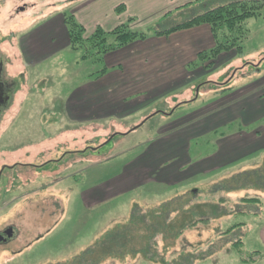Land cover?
I'll use <instances>...</instances> for the list:
<instances>
[{"label":"rangeland","instance_id":"obj_1","mask_svg":"<svg viewBox=\"0 0 264 264\" xmlns=\"http://www.w3.org/2000/svg\"><path fill=\"white\" fill-rule=\"evenodd\" d=\"M233 1L249 0L207 4L216 7ZM81 2L0 0V62L9 97L0 110V235L7 229L14 231L11 242H0V264H79L83 252L101 247L84 258L83 264H243L242 256L248 258L254 252L259 256L247 263L264 264V180L250 190L212 193L222 181L264 167V148L257 150L264 146V118L246 115L253 102L264 97V6L259 16L245 22L241 52L223 55L214 68L201 73L203 68L191 66L199 74L194 89L158 99L127 117L80 124L66 117L64 106L101 66L82 61L81 53L63 48V40L56 41L61 48L43 63L27 65L20 40L45 31ZM206 8V4L190 6L160 25L162 18L154 24L136 18L131 28L153 35L158 27L181 24ZM118 15L119 20L123 14ZM112 16L98 10L95 18L103 25ZM47 35H41L45 45L50 43ZM227 87L232 89L224 91ZM183 125L203 128L195 132L191 155L214 154L205 163L186 172L177 183L151 182L104 203H86V191L101 188L122 174L129 161L147 152L143 147L159 132ZM240 130L244 131L239 147L244 152L238 153L242 159L236 163L220 160L217 145L220 142L223 147L231 138L220 140L221 136ZM177 162L182 164L181 159ZM195 190L198 193L193 195ZM244 197L260 201L246 206L240 202ZM189 199L190 207L224 199L219 213H232L184 229L188 217L180 205ZM143 215L149 225H157L155 230L176 222L175 232L178 228L183 232L175 239L165 238L163 228L147 234ZM243 222L246 226L232 234H221ZM109 235L110 248L126 241L128 250L111 255L104 247ZM149 236L153 239L147 248ZM133 248L142 250L130 254Z\"/></svg>","mask_w":264,"mask_h":264},{"label":"crops","instance_id":"obj_2","mask_svg":"<svg viewBox=\"0 0 264 264\" xmlns=\"http://www.w3.org/2000/svg\"><path fill=\"white\" fill-rule=\"evenodd\" d=\"M211 1L83 0L81 4L72 8L70 13L86 28L87 34L91 35L97 27L108 32L129 18H137L144 23L154 24L166 15L171 14L173 17L176 14L184 13L190 9V6L206 4L209 7L207 3ZM120 5H123L126 10L118 20L116 17L118 14L115 11ZM91 8L93 9L91 10ZM88 10L91 11L85 12ZM98 10L111 12L113 16L100 25V20L95 18V15H98ZM125 17L126 19H124ZM45 31L50 42L48 45H45L41 36L46 33ZM45 31L34 32L31 37L20 40L21 57L24 58L27 65H39L48 56L57 53L61 48V45H57L56 41L58 40H63V48H69V35L64 15L56 18ZM214 44L211 28L203 25L169 36L150 35L144 41H137L126 48L110 53L105 58V65L109 68V72L100 79L88 78L81 87L77 88L71 98L67 100L64 113L73 122L91 124L113 117H127L143 110L148 104L158 99L173 97L180 91L192 90L196 87L194 82L199 74L198 71L192 70L191 65L196 61L200 52L211 49ZM201 72L204 70L202 69ZM258 106L260 109L255 111L253 108ZM246 115L247 117L251 116L254 120L263 119L264 97L260 102L256 99ZM226 125H222V127H226ZM198 129L203 130L202 127L193 126L189 129L183 125L159 132L154 140L143 147L147 152L136 160L129 161L122 174L116 175L101 188L91 192L86 191L84 193L86 203L88 205L104 203L151 182L177 183L178 178L186 172L193 171L197 165L205 163L214 155L207 154L198 157L191 155V145L196 138L195 132ZM236 133L232 136L228 134L221 136L220 140L227 141V138H231L227 142L224 141L223 147H221L222 143H218L220 160L236 163L242 159L238 158V153H242L241 151L244 150H239L243 143L244 131L240 130ZM185 136H188L186 140ZM263 148L264 146L257 150ZM180 159L182 164L179 165L177 161ZM242 263L248 264L245 261Z\"/></svg>","mask_w":264,"mask_h":264},{"label":"trees","instance_id":"obj_3","mask_svg":"<svg viewBox=\"0 0 264 264\" xmlns=\"http://www.w3.org/2000/svg\"><path fill=\"white\" fill-rule=\"evenodd\" d=\"M201 6V5H200ZM264 6V1L260 0H249V1H233L222 6L216 7H208L204 9L201 14H196L189 20L185 22L175 25V26H166L164 29H158L154 32V36H169L173 33L188 30L192 28H196L199 26H209L211 28L213 37H214V47L209 50L202 51L198 54L197 59L194 63H192V67L198 66L203 68L204 71L211 70L215 67L220 58L233 51L241 52L242 51V42L246 38L245 22L252 17H256L260 15V10ZM125 7L120 5L116 9L117 14H123L125 12ZM172 17L171 14L162 18L158 25L167 23V20ZM135 18H130L127 23H122L118 25L111 31H105L101 27H97L94 33L90 36H87L86 28L76 19V17L70 12L64 14V22L68 30L69 35V48L73 52L81 53V60L85 62H92L95 65L101 66L100 70L96 73L90 75V79H100L104 77L108 72L109 68L105 65V58L108 54L121 50L123 48L128 47L129 45L137 42L144 41L148 39L149 34L135 31L131 28V24L135 22ZM229 86V85H228ZM232 89L231 87H227L224 91ZM194 101V100H192ZM191 101V102H192ZM224 135V134H223ZM256 179V182L253 183L252 180ZM264 180V167L258 168L257 170L250 171L247 173H238L237 175L231 177L230 179L222 181L217 192H225L226 194L235 193L240 191L241 189H251L256 186L257 182ZM251 184V185H250ZM258 184V183H257ZM198 193V190L193 191V195ZM260 201L258 198L244 197L240 199V202L243 205L250 206L251 204H256ZM190 199L188 202H184L181 204L180 210H183V216L188 217V221H182L184 226L182 228L188 229L196 226L200 222H208L212 219L219 218L220 216L226 217L227 214H220L218 209L225 202L223 201L217 204H196L190 207ZM241 203V204H242ZM169 204V203H168ZM167 204V205H168ZM162 209V207H160ZM226 212V211H225ZM235 212V211H234ZM238 212H242L241 210ZM244 212V211H243ZM237 213V212H236ZM135 214V213H134ZM154 214V213H153ZM168 214V213H167ZM136 215V214H135ZM134 215V216H135ZM155 215V214H154ZM212 215V216H211ZM143 215L141 218L146 221L145 222V233L158 232L162 228V234H164L165 238H176L181 235L180 228L175 232L173 226L174 223L163 224L161 229L155 230L156 224H148V220L144 218ZM168 216V215H167ZM168 219V218H167ZM246 226V223H235L230 225L225 231L221 234L224 236H228L232 234L235 230ZM130 227V226H129ZM167 228L168 230L164 229ZM181 228V229H182ZM128 230H124L127 232ZM112 235L108 236V242H106L105 250L109 251L111 255H119L120 251L128 250V245L126 246V241H123L120 247L110 248L109 244H113V240H110ZM125 236V235H124ZM127 236V235H126ZM153 237L149 236V240L147 242V248H149L152 244ZM236 244V243H235ZM241 244V241L238 242V245ZM131 247V246H130ZM96 248V247H95ZM97 249H103L97 248ZM97 249L89 248L85 252H83L79 257V264H83V259L91 256ZM140 249H130V254L132 253H140L138 252ZM117 251V252H115ZM144 252V251H143ZM145 255L148 253L144 252ZM121 253L120 255H122ZM128 254V253H127ZM241 256L244 255L243 252H240ZM148 255V254H147ZM259 256V252H254L250 257L242 256V261L245 262H254L256 258ZM88 264H93V262H88Z\"/></svg>","mask_w":264,"mask_h":264},{"label":"flooded vegetation","instance_id":"obj_4","mask_svg":"<svg viewBox=\"0 0 264 264\" xmlns=\"http://www.w3.org/2000/svg\"><path fill=\"white\" fill-rule=\"evenodd\" d=\"M2 79H3V75H2ZM3 81H4V79H3ZM5 82V81H4ZM2 84H3V86H2V88L0 89V102L2 103L1 105H0V107L1 106H3V105H5V103H6V100H7V98H9L8 97V94H7V92L5 91L6 90V83H3L2 82ZM0 109H3V107L2 108H0ZM2 176V173H0V177ZM11 229H7V230H5L4 232H3V234L2 235H0V242H3V243H9V242H11V240L14 238V231H13V233H12V236L10 237L9 236V231H10Z\"/></svg>","mask_w":264,"mask_h":264},{"label":"water","instance_id":"obj_5","mask_svg":"<svg viewBox=\"0 0 264 264\" xmlns=\"http://www.w3.org/2000/svg\"><path fill=\"white\" fill-rule=\"evenodd\" d=\"M3 65H4V64L0 62V89H1L2 86H3V84H2V75H3V71H4ZM8 99H9V98H7L5 105L7 104ZM1 104H2V103L0 102V105H1ZM5 105L1 106L0 108H2V107L5 108ZM0 110H2V109H0ZM12 233H13V231H12V229H11V230L9 231V236H10V237L12 236Z\"/></svg>","mask_w":264,"mask_h":264}]
</instances>
